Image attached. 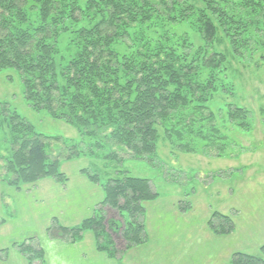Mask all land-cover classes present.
Here are the masks:
<instances>
[{"label": "trees", "instance_id": "16d2710c", "mask_svg": "<svg viewBox=\"0 0 264 264\" xmlns=\"http://www.w3.org/2000/svg\"><path fill=\"white\" fill-rule=\"evenodd\" d=\"M194 1L0 0V72L15 71L28 104L81 137L68 146L37 132L0 101V132L7 145L0 148V184L17 192L44 180L65 187L70 179L61 171L63 162L151 161L161 137L183 153L202 148L221 158L228 147L220 125L224 117L250 131L246 109L217 100L230 93L229 57L217 46L227 41L238 60L245 52L264 51V0ZM182 25L194 30L199 44L177 33ZM80 173L102 190V201L76 226L55 219L47 238L74 245L91 233L96 252L117 262L148 243L145 205L160 196L152 182L123 171L105 181L87 169ZM191 209L190 204L181 208ZM6 222L0 219V227ZM207 225L216 236L235 231L232 218L218 212ZM13 249L28 264L45 263L35 238L14 243ZM261 254L236 253L230 264H264V246Z\"/></svg>", "mask_w": 264, "mask_h": 264}, {"label": "rangeland", "instance_id": "374dc122", "mask_svg": "<svg viewBox=\"0 0 264 264\" xmlns=\"http://www.w3.org/2000/svg\"><path fill=\"white\" fill-rule=\"evenodd\" d=\"M194 2L200 5L199 1ZM177 30L178 34H187L196 44L200 43L189 26L182 25ZM62 47H65L64 41ZM217 48L229 57L230 87V93L219 95L217 100L219 104L220 101H227L246 109L251 117L250 131L236 128L224 117L225 121L220 125L228 137V147L221 158L216 157L217 151L206 155L202 148L196 154L183 153L161 137L157 156L152 157L151 161L126 158L118 163L82 157L63 162L61 171L70 179L69 187H62L53 180H44L37 187L28 186L17 192L0 184L5 206L15 207L12 216L7 213L12 220L11 226H7L9 229L0 238V250L9 251L8 254L0 252V264H27L22 256L16 254L14 243L21 244L35 238L47 250L49 242L55 241L46 238L47 229L55 219L65 226L73 225L86 216L87 206L93 204L98 195L80 186L78 177L83 176L80 173L83 169L97 174L102 181L116 177L120 171L149 179L160 195L156 202L145 205L148 243L123 253L119 261L122 264H230L236 253L262 256L264 60L261 57L264 51L245 52L244 58L238 60L232 56L227 41L222 40ZM0 101L7 103L37 132L59 137L68 146L80 143L81 137L74 127L52 119L45 111L37 112L28 104L22 80L15 71L0 72ZM213 109L216 110V106ZM4 136L0 132V148L3 151L7 149ZM48 181L50 184H47ZM187 204L192 209L183 213L181 208ZM215 212L232 218L235 225L233 234L216 236L210 232L207 224ZM91 214L92 211L87 216ZM120 242L117 236L118 246L123 248ZM61 245H65L64 242ZM57 247L53 244L47 250L51 264L54 259H58L55 264H62L64 257V264H119L105 254L81 257L77 252Z\"/></svg>", "mask_w": 264, "mask_h": 264}, {"label": "crops", "instance_id": "0c3cea01", "mask_svg": "<svg viewBox=\"0 0 264 264\" xmlns=\"http://www.w3.org/2000/svg\"><path fill=\"white\" fill-rule=\"evenodd\" d=\"M78 178H79L78 179V182H79V184H80L81 187H85V188L89 189L91 192H94L96 195H98V197H96V199L93 202V204H89L87 206L88 212H86V214H85L86 216H84V218H81V220H79L78 222H76L73 225L72 224H66L65 227L76 226V225H78V223H80V221L84 220L85 218H88V217L92 216L94 208L103 199L102 190L98 186H95V185L91 184L85 177H83L81 175ZM49 182L50 181H48L47 184H50ZM40 183H42V181L39 182V184ZM70 185H71V181L67 185V187H69ZM61 189H65V188H61ZM34 190H38V188H35ZM28 191H29V189H28ZM151 203H153V202H151ZM23 206L24 207L25 206L27 207L26 204H23ZM91 211H92V214L90 216H87V215L90 214ZM14 212H15V207L9 206V205L8 206H5V203L3 202V195H2V193H0V216H1L0 219H6V221H7L3 226L0 227V238H1V236L4 233H6L5 231H7L9 229V227H7V226L8 225L11 226V223H12L11 221L12 220H11V218H9V216H12ZM7 213L10 214L8 217H7V215H8ZM2 216H5V217L2 218ZM145 226H146V220H145ZM53 244H54L55 248H59L57 246H62V248H67L68 250H72L74 253L77 252L81 257H86L87 254H89L91 256H94V255L95 256H99V257L101 256L100 253H97L96 250H95V247H94V238H93V235L91 233L86 234L85 235V238H84V240L82 242H80L78 244H74V245H69V244H65V243H64L65 245H61L62 242H60V241H56V240L55 241H51L48 244L47 250H49L50 246H52ZM139 247H141V246H139ZM43 249L45 251V263L44 264H46L47 262H49V264H51L50 256L47 257V250L45 249V247H43ZM16 254H18L19 256H21L18 252ZM62 259H63V262H62V260H60V262H62V264H64V260L66 259V257H64ZM75 259H76V257H75ZM110 260H112V259H110ZM56 261H58V259H55V263H56Z\"/></svg>", "mask_w": 264, "mask_h": 264}, {"label": "clouds", "instance_id": "9594fccd", "mask_svg": "<svg viewBox=\"0 0 264 264\" xmlns=\"http://www.w3.org/2000/svg\"><path fill=\"white\" fill-rule=\"evenodd\" d=\"M53 264H55V259L53 260Z\"/></svg>", "mask_w": 264, "mask_h": 264}]
</instances>
